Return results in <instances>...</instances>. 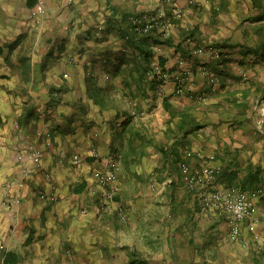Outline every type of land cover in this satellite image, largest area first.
I'll list each match as a JSON object with an SVG mask.
<instances>
[{
  "label": "crops",
  "instance_id": "crops-1",
  "mask_svg": "<svg viewBox=\"0 0 264 264\" xmlns=\"http://www.w3.org/2000/svg\"><path fill=\"white\" fill-rule=\"evenodd\" d=\"M36 1L0 0V261L264 264V0H180L191 12L150 63L110 14H170L164 0H46L35 15ZM210 44L220 58L196 53ZM161 57L184 93L152 80ZM113 152L108 201L95 174ZM183 161L233 172L216 181L226 188L260 171L242 240L227 241L226 217L188 190Z\"/></svg>",
  "mask_w": 264,
  "mask_h": 264
},
{
  "label": "built area",
  "instance_id": "built-area-1",
  "mask_svg": "<svg viewBox=\"0 0 264 264\" xmlns=\"http://www.w3.org/2000/svg\"><path fill=\"white\" fill-rule=\"evenodd\" d=\"M180 0H164L165 3L173 6L172 15H156L145 14L144 16L133 17V22L137 23L136 29L142 33H151L157 29H161L165 36L171 34L172 29L177 25V22L183 19L187 14L191 12L190 7H183L178 4ZM189 5H194L196 0H188ZM46 0H37L34 14H42L46 11ZM163 17V18H162ZM156 46L155 48H157ZM197 54H208L212 58H220L222 56L221 50L212 45L198 46L196 49ZM181 65L185 64V60L180 61ZM151 75L162 79L164 84L166 81L175 80L177 84V93H184L186 91L184 77L180 75H174L169 72L167 68L160 65L154 67L151 71ZM42 151L36 150L32 153V160L38 164L42 159ZM121 154L119 152L110 153L104 160L103 168L96 172V178L98 183L102 187V195L108 201H112L116 195V182L119 178V158ZM76 161L80 160L78 155L75 156ZM221 168L213 166L211 164H204L199 168H193L191 164L186 161L181 163V172L183 181L186 187L190 191L204 190L203 203L206 209L214 210L218 215L225 216L230 224V229L226 235L227 241L234 242L242 240L243 225L246 220L252 221L255 218L256 205L248 191H245L239 187H219L216 186V177L220 173ZM209 187L208 191L205 189ZM257 194L264 195V187H260L257 190ZM12 201L19 202L20 197L12 198ZM126 214L123 213V217ZM252 221L251 223H253ZM243 244L246 245L245 241ZM0 264H4V260L0 261Z\"/></svg>",
  "mask_w": 264,
  "mask_h": 264
},
{
  "label": "trees",
  "instance_id": "trees-1",
  "mask_svg": "<svg viewBox=\"0 0 264 264\" xmlns=\"http://www.w3.org/2000/svg\"><path fill=\"white\" fill-rule=\"evenodd\" d=\"M117 12H118L117 10L116 11L113 10L112 13L110 14L112 17L114 16V18L109 21L110 25H112L111 29H114V30L116 29L117 31L119 30L123 39L126 41L127 45L129 44L130 46L134 47V50L139 52V55H141L146 60H148V63L151 62V58L153 57V50L151 48H153L154 46H158V45L160 46L163 44H166L168 46L173 45V39L170 36L171 34L168 36H165L164 32L161 29H157L151 33H142L136 29L137 23L133 22L132 18L138 17V16L142 17L145 14H150L148 11H142V12H138V13L130 12V11L123 12V13H121L120 16L118 15L120 17L119 22H117L118 20L115 18V15L117 14ZM171 15H172V12L170 14L164 15L163 17L171 16ZM210 45L217 47L213 44H210ZM199 46H203V45H199ZM177 47H179V46H177ZM125 49H126V47H125ZM177 50H179V48H177ZM221 54H222V51H221ZM181 60H184V58L182 57L179 60L180 65H181V63H180ZM163 64H164V60L161 57V61L158 65H160L164 68H167ZM153 69H154V66L151 67V71ZM167 69L169 70V72L173 73V69H170V68H167ZM151 71H150V75H151ZM152 80L156 83L157 86L160 83H162V79H160L159 77H156V75L153 76ZM2 122H3V118H2V115L0 113V125L2 124ZM222 170L223 169H221L220 173H218V175L216 177V181L218 180V178L224 179V176H225L227 181L229 178L230 179L233 178V175H234L233 172H227L226 170L225 171L224 170L222 171ZM259 173H260V171H258V170H256L255 172H252L246 179H244V182L240 184L241 187H239V188H241L245 191L250 190V188H251V190L257 188L261 182V177L259 176ZM232 187H236V186H232ZM232 187H230V188H232ZM17 259H18L17 254L15 252L9 251L5 254L4 264H15Z\"/></svg>",
  "mask_w": 264,
  "mask_h": 264
},
{
  "label": "rangeland",
  "instance_id": "rangeland-1",
  "mask_svg": "<svg viewBox=\"0 0 264 264\" xmlns=\"http://www.w3.org/2000/svg\"><path fill=\"white\" fill-rule=\"evenodd\" d=\"M118 1H121V0H118ZM126 1H129V0H126ZM138 1L139 2L142 1V2L145 3L146 0H138ZM148 12L151 13V14L161 15L155 9H150V10H148ZM200 55H202V54H200ZM0 153H2V154L4 153L2 148H0ZM1 188L2 187H0V191H1Z\"/></svg>",
  "mask_w": 264,
  "mask_h": 264
}]
</instances>
